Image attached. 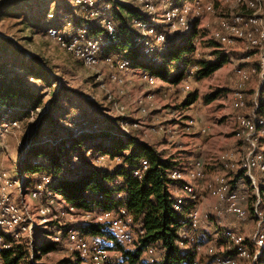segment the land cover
Here are the masks:
<instances>
[{"label": "rangeland", "instance_id": "1", "mask_svg": "<svg viewBox=\"0 0 264 264\" xmlns=\"http://www.w3.org/2000/svg\"><path fill=\"white\" fill-rule=\"evenodd\" d=\"M114 1L129 7L138 6L147 18L149 17L140 3H135L130 0ZM197 1L200 4H211L213 11L212 13H203L197 19L194 31L192 32V43L197 51L195 58H207L210 53L220 51V54L228 55V61L207 78H190V75L184 77V83L189 86L187 92L189 93V104L186 105L182 104V102L185 103V101H187V97L185 98L186 94L182 91V87L184 86L183 83L172 85L174 92H169V96L165 95L167 98H155V90H161L165 86L158 85L160 81H156L153 85L149 86L143 81L141 75L145 72L141 70V65L137 63V61H140L139 56L132 57L134 63H132L131 60L130 65L125 71H118L114 65V68L112 66L108 67L101 61L96 66L89 67L85 66L79 59L73 57L59 47L55 39L50 38L47 35V30L49 29L58 30L60 33L72 34L74 32V19L84 22L83 25L78 26L80 29L89 28L87 25L89 23H93L101 28L106 22V19H112L111 14H108L112 9L111 6L110 8L106 5L101 6L107 11V14H103L101 16L102 18L94 15L93 20L88 22V19L86 18L90 13L88 12L87 14L81 9L76 8L72 0H26L25 3H23L22 0H0V66L4 69L2 76L7 77L8 81H11L15 75L24 76V71L26 70L25 66L28 65L27 59L30 57L35 58V64L38 62L48 70V73H50L48 78L47 74L44 72L43 79L45 80H40L39 83H37L38 80L31 75L27 76L26 82L29 83L28 88L31 89V93H34L37 96H35L31 103L23 100L10 102L11 105L16 108L27 109L25 113L20 115V118H18L17 121L11 120L9 118L10 115L3 113L7 110L4 108L0 109V176L5 174L6 177L5 179H0V195L6 194V179L12 181L18 179V176L20 177V175L24 178L23 173L21 174L20 171H17V163L24 152L25 143L28 142V147H30L32 140L36 139L33 136L37 135L39 132V135L36 136V140H41L43 142L47 139L46 142H48L52 138L58 139V137L63 135L67 130V124L62 121L60 116H63L64 113L69 115L74 114L79 105L88 107V104L83 103L84 101H90V103L95 105L93 109H97L99 113L106 117L113 119L121 118L120 129L123 134H136L141 141L154 146L160 151H164V157H173L177 159L182 157L186 159V155H191V152L187 153L184 151H186V149L187 151H190L196 144H200L203 147L202 149L203 151H206L207 158H211L210 161L215 160V162H218L221 155L228 153L232 155L235 154L233 161L236 164L241 158L246 157L248 146L234 137L233 129L236 125L237 115L247 116L250 114L254 98L257 100L255 97V91L257 90L258 92L259 89L260 91L264 90V85L261 86V83L264 81V67L259 69L257 66V56L241 42L233 41L231 44L222 43L219 47L216 45L215 41L222 42L219 39L215 40V35L220 33L216 21L218 18L227 15V13L234 7L235 0ZM178 3L189 4V0H180ZM10 4H15L16 7L8 9L7 7ZM43 5H45L44 7H46L47 10V21L45 20L41 22L38 28L27 27L33 20L32 18H27L23 15L30 12L32 13L37 6L40 7ZM168 6H170V4L165 3L164 1L156 3L155 17L160 19L162 14L169 9ZM53 25L59 27L49 28ZM132 27L135 29L136 33H141L136 24L134 25L133 21ZM177 32L186 33L184 29L181 30L174 27L168 34H171L170 39H172V43L177 42L176 40L178 38H176L175 34ZM96 37L95 40L97 43L104 40V35L102 33L97 34ZM114 45L109 46L108 51H110L111 47ZM149 46L151 48L156 47L155 44H149ZM141 53L146 60H151L149 54H145L143 50H141ZM110 55L114 60L127 56L126 51L122 48H114L112 52L110 51ZM240 58H245V61L239 62L238 60ZM20 63H25L26 65H21ZM236 66L257 69L256 74L252 75L249 82L240 89L244 96L245 103L244 107L238 111H235L232 108L230 102V93L238 90L237 78L233 74V70ZM37 68L38 66H33L29 68V70L38 73ZM128 70H132V72H129ZM113 73L117 75L120 81L118 79L115 81L111 80V75ZM127 74H129L130 77H126ZM189 74H192V70ZM137 82H140L141 86L138 85ZM142 87L145 89L144 93H142ZM55 93L58 94V107L55 111H50V117L48 115L47 121L42 122L41 120L40 122L39 119L41 114L46 113L48 102ZM148 93H150L152 97H150L149 100L144 99V95ZM210 96L213 97L211 98L212 100L209 103H206L205 99ZM65 99H67V101L69 100L67 102L68 104L63 102ZM81 99L82 101H80ZM164 99L169 100L168 103L170 105L163 102ZM154 102L155 105L161 109L168 108L172 110L169 115L173 121L170 122V124H173V128H179L178 130L175 129L177 132L170 134V132L162 130V132L165 133L164 137L162 135L163 133L158 131V128L160 127L159 122L156 121L151 123L148 121L147 124H144L143 119H146L149 116L150 112L148 111L153 109ZM154 110L157 112L158 108ZM7 112L10 113L11 111ZM257 114L263 121V129H260V131L258 130L255 135L257 143L256 153L259 152L264 154V112L262 114L260 109ZM185 117L187 119L186 121L191 120L192 124H186L185 121L182 133L181 128L177 127L174 123L185 120ZM194 119H196L198 125L201 127V133H203V135H201L202 138L198 139V135L194 132L196 135L188 137L191 138L190 141L187 143L185 142V146L182 145L184 147H181V143L184 142L186 134L190 133L195 125ZM167 120H169V118ZM124 121L130 124L128 128H122V123H124ZM133 125L135 126L133 127ZM170 131L173 130L170 129ZM231 132L235 142L232 147H229V145L226 147L225 145H227L226 143H228L230 139ZM42 136L44 137L40 139ZM189 145L191 146L188 147ZM163 146H165V150H161ZM191 157V159H193L192 162H195L194 156ZM102 165L109 169V160L103 161ZM218 171L220 172L213 176H211L213 173L210 171H206V173L203 171L202 182L210 183L216 176H226V172H224L221 167ZM260 179L261 178L258 175H255L254 186H247L244 179L242 184L240 183L238 186V188L241 189L240 193L246 195V198H244L245 201L240 200L239 202L240 207L245 213L243 220H237L232 216H224L225 219H223V223L222 220L220 222V225L224 227L232 225L235 231L240 233L244 239L251 238L253 236L252 234L257 229V226L258 229H263L262 233L264 232V196L260 197L259 193H256L259 189ZM191 184L194 188H197L196 182H192ZM10 190H14L15 193H7L6 195H8L9 199L14 201V204L17 202V204H15L16 206L22 205L21 203L23 202L21 200H23V204H26V207H28L30 217L33 220L34 226L32 228L31 239L23 236L20 243L25 244L27 239L35 243V250L37 252V259L34 260L35 264H60V262L69 260L70 258L71 261L79 263L74 254L73 245L67 242L66 237H63L61 241L57 243V246H52V248L45 254L41 253V248L51 243L52 237L58 230H61L64 225H72L78 229V231H83L82 234L84 237L102 238L99 241L104 246L113 244L115 247V241L112 240L108 234L105 233L100 237L93 236L83 228V225L87 224L97 225L102 227L103 231L108 232V227L105 222L92 223L71 220L66 224L60 223V217L62 215H68L71 213L66 210L64 204L60 202V198L55 195L45 197L43 194L37 196V198H32L31 193L33 190L22 188V191H19L18 185L16 188ZM248 196H255L252 208L255 206L257 208V213L260 214L257 216L252 212L253 219L252 217L247 216L248 205L251 204L250 198L247 204ZM206 198L208 197L205 196V200ZM261 200L262 204H260ZM53 201L54 207H52ZM50 202H52L50 215L46 217V222L43 224L40 222L38 207L46 205L50 206ZM259 204L263 206L261 211L259 209ZM209 205V201H204L203 206L205 207V210L211 211L215 206V204L212 206ZM93 215L99 216L98 213L94 212ZM57 222H59L60 225ZM57 235H61V232L59 234L57 233ZM214 242L216 241L212 240V243ZM124 248L127 249L129 246H124ZM108 249L112 253L115 252L118 254L116 248L111 247ZM142 259L144 260V256ZM111 261L115 264H121L116 258L111 259ZM242 264L252 263L244 262Z\"/></svg>", "mask_w": 264, "mask_h": 264}, {"label": "trees", "instance_id": "2", "mask_svg": "<svg viewBox=\"0 0 264 264\" xmlns=\"http://www.w3.org/2000/svg\"><path fill=\"white\" fill-rule=\"evenodd\" d=\"M105 1L112 7L111 22L117 38L116 44L109 50L112 52L114 48H122L127 55L123 57L130 63L131 60L134 63L132 57L139 56L140 61L137 63L141 65V70L158 79L160 81L158 85L180 83L185 85L183 79L186 75L196 79L207 78L228 61V55L220 54V51L210 53L207 58H195L197 51L192 43V32L175 33L178 39L176 43H172L171 34L168 35L171 31L169 26L158 28V31L164 34L165 40L149 54L151 60H146L141 53V50L144 51L143 44L134 45L138 34L132 27V21L145 20L147 16L138 6L129 7L114 0ZM22 2L25 3L26 0ZM178 2L180 0H173L172 5H178ZM44 6H37L32 13L23 15L33 20L27 27L38 28L41 22L47 21L48 14ZM15 7V4H10L7 8ZM83 24V21L74 19L73 27L78 28ZM87 25L89 26L88 37H96L97 34L104 33L103 29L93 23ZM58 27L53 25L49 28ZM216 45L220 46L218 43ZM27 60L28 65L24 63L26 65L25 75H15L11 81L2 76L4 69L0 66V109L11 111L3 113L10 115L9 118L14 121H17L27 109L16 108L10 102L23 100L31 103L37 96L28 88L27 76L31 75L38 80L37 83L45 80L43 79L44 72L48 78L50 76L47 69L38 62L35 64V58L30 57ZM33 66H38V73L29 70ZM257 66L261 69L259 63ZM254 69L256 74L257 69ZM191 70L192 74H189ZM187 92H185L187 101L182 102L186 105L189 104V93ZM57 97V93L52 96L46 113L41 114L40 122L41 120L42 122L47 121L50 111L56 110ZM211 98L213 97L206 98V103H209ZM68 101L65 99L63 102ZM83 103L88 104V107L79 105L74 114L64 113L60 116L67 124V130L58 139L49 140V138L48 142H46L47 139L42 142L36 140L40 132L33 136L36 139H33L31 146L24 150L17 163V171L24 175L25 189L33 190L36 185H40L36 184L37 182L45 180L44 189L47 193L60 198V202L67 208L79 212L99 214L102 211H113L123 207L127 215L131 217L133 224L136 227L139 226L142 232L141 235L136 236V241L130 245L132 247L129 246L126 249L116 243L112 235L103 231L100 226L83 225L86 232H90L91 235L100 237L106 233L115 241V247L111 244L105 248L108 251H110L108 248H116L118 251L116 259L121 264H147L142 257L150 245H157L163 250L161 259L156 264L179 263L188 259L178 250V243L183 242L178 234V223L183 215L174 208V198L170 189L171 185L177 183L168 179L172 171L180 168L177 162L173 157H164V151H157V148L141 141L136 134H123L120 129L121 118L106 117L97 109L94 110L95 105L90 101ZM259 106L263 114L264 100L259 101ZM186 120L185 117L183 121ZM105 160H109V169L102 165ZM141 161L146 163L144 171H141ZM135 171H138L137 176H133ZM244 180L248 186V180ZM230 184L232 185V182ZM258 191L260 197H263L264 179ZM249 198L251 204L248 205L247 216L253 219L252 204L255 196H248L247 204ZM260 204L261 211L263 206ZM58 232L63 235V227ZM0 239L2 242L0 244V264H35L34 260L37 259L35 243L32 242L31 245L27 242L20 243L22 239L13 240L1 230ZM218 242L221 243L220 241L214 243ZM52 246H57V244L49 243L41 248V253L45 254ZM31 255L32 259H30ZM60 264H72L71 258ZM256 264H264V250Z\"/></svg>", "mask_w": 264, "mask_h": 264}, {"label": "bare ground", "instance_id": "3", "mask_svg": "<svg viewBox=\"0 0 264 264\" xmlns=\"http://www.w3.org/2000/svg\"><path fill=\"white\" fill-rule=\"evenodd\" d=\"M76 8L82 11L95 13L99 18L107 11L101 6H108L110 4L105 0H72ZM135 3H140L146 14L149 16L143 21H133L141 33H138V37L134 40V45L143 44L144 53L151 54L155 48H151L149 44H155L156 46L163 43L165 40L164 34L158 31L159 27L169 26L172 31L174 27L181 30L184 29L186 33L193 32L197 19L203 13H212L213 7L209 3L200 4L197 0H192L189 4H178L172 5L173 0H130ZM164 1L169 3L168 10L164 12L160 19L155 17L156 15V3ZM111 14L108 12V14ZM229 15V16H228ZM88 16V15H87ZM182 22V24H181ZM219 27V34L215 35V40L219 39L222 42H217L220 46L222 43L231 44L233 41H238L245 44L248 49L254 52L257 56L258 63L261 68L264 67V0H235L234 7L227 13L226 16L218 18L216 21ZM104 30V40L97 43L95 40L97 37H88V28H74L72 34L60 33L58 30H47V35L50 38L55 39L59 47L71 54L73 57L79 59L85 66L93 67L96 66L100 61L108 67H114L118 71H125L130 65V62L124 58L114 60L110 51L109 46L116 44L117 38L115 35V29L111 22V19H106V22L101 27ZM79 40L81 41V48H79ZM248 58V57H245ZM245 58H240L239 62H244ZM263 58V60H262ZM242 64V63H241ZM113 67V68H114ZM233 74L237 78V91L230 93L231 106L235 111H238L244 107L245 99L240 91L250 80L251 76L255 74V69L252 67L244 68L236 66L233 70ZM264 74V70H263ZM143 81L147 85H153L158 79L153 78L148 73L141 75ZM119 80L117 75L113 73L111 80ZM120 81V80H119ZM264 85V81L261 86ZM182 91L186 92L189 90L188 85L182 87ZM152 95L150 93L144 95V99H150ZM257 100L253 101L252 110L253 116L250 112L247 116H236V125L234 130V137L239 141H242L248 146L249 136L251 135V147L255 148L251 155H248V162H252L253 174H250V168L246 163V157L241 158L236 164L233 161L235 154H224L218 159L219 166L226 172L224 177H214L209 183L204 182L203 189L200 193L198 188L192 186V182H200L203 180V165L199 161L189 162L184 167H180L178 170L172 171L168 179L172 182L177 183L171 185V194L174 198V208L182 212V219L178 223V234L179 238L183 241L178 243V250L180 253L185 254L188 259H185L179 263L172 264H242L244 262H253L260 258L264 250V232L263 229L259 228L260 238L253 235L249 239H244L240 233L235 231L232 225L222 227L218 233V239L221 243L216 245L208 239V236L203 233L201 227L205 223L214 225V221H219L223 217L221 209L224 202V198H227V192L232 189V192H239V202L245 201V194L240 193L241 189L238 188L240 183L242 184L243 179H247L248 186H254L255 175H258L261 179L259 184L264 179V154L256 153L257 143L255 135L258 130L262 128L263 121L257 114L259 109V101L264 100V90L260 89L255 95ZM254 117V120H253ZM186 124H192V121H186ZM130 124L126 121L122 123V128H128ZM135 125H133L134 127ZM188 127V125H187ZM232 153V152H231ZM184 165V164H183ZM141 171L146 169V163L141 161ZM22 174V173H21ZM138 171L133 172V176H137ZM5 179V174L0 176V179ZM235 181V182H234ZM42 184L36 185L33 189L31 196L37 198L43 194L46 196H53L51 193H47L44 189L46 181H41ZM232 182V185L230 184ZM6 188L9 190L16 188L18 185L19 191L25 188L24 178L20 175L18 179L8 180L6 179ZM259 191H256V193ZM43 196V197H44ZM205 196L212 197L217 202V206L213 207L211 211L200 210V204L202 205ZM23 203L24 201L21 200ZM16 206L14 201L10 200L8 195H0V230L6 235L10 236L13 240H21L23 236L31 239V233L33 228V220L30 217L28 207L26 204ZM50 206L38 207V214L40 215V222L45 224L46 217L50 215ZM69 212H75L72 208H67ZM241 220L244 218V210L240 207ZM253 214L257 216L256 207L253 206ZM85 215H93V212H83ZM99 216L105 215H117L123 216L122 226L127 230L128 242L124 240V236L121 235L117 230L108 227V232L116 243L121 246H130L136 241V236L141 235L142 232L139 226L133 224V221L129 215L125 212L123 207H119L113 211H102L98 214ZM59 225L60 223L57 222ZM63 235H57L52 237V243H59L63 237L67 238V242L73 245L74 254L77 257L79 263L72 261V264H83L86 262V254L84 249V239L94 240L98 239L95 237H84L83 231H78L72 225H64ZM59 234V232H58ZM84 237V238H83ZM195 237V238H194ZM194 238V239H193ZM27 239L28 245H31V240ZM0 239V244H1ZM129 243V244H128ZM6 248V246H3ZM95 248H99L101 251H108L99 240H95ZM163 250L157 245H150L145 250L143 256L147 264H156L160 261ZM197 253V257H196ZM32 259V255L30 256ZM98 264H115L110 260L102 261Z\"/></svg>", "mask_w": 264, "mask_h": 264}, {"label": "crops", "instance_id": "4", "mask_svg": "<svg viewBox=\"0 0 264 264\" xmlns=\"http://www.w3.org/2000/svg\"><path fill=\"white\" fill-rule=\"evenodd\" d=\"M135 76V75H134ZM126 77H130V75L129 74H127L126 75ZM138 83V82H137ZM138 85H140L141 86V84H140V82L138 83ZM160 86H165L163 89H161V90H155V98H167L166 96H169V92H174V89H172V85H165V84H160ZM159 87V86H158ZM144 87H142V93H144ZM165 92H164V91ZM142 93H140V94H142ZM166 95V96H165ZM168 101L169 100H165L164 99V101L163 102H166L168 105H170L169 103H168ZM156 108H158V111L157 112H155V110L154 109H156ZM171 111L172 110H170V109H161V108H159L158 106H156L155 105V102H154V104H153V109L150 111H148V112H150V114H149V116L146 118V119H143L144 120V124H147L148 123V121H150L151 123H154V122H159L160 123V127L158 128V131H161L162 132V130H165L166 132H170V134H174L175 132H177V131H175V129H179V128H173L174 126H173V124H170V122H172L173 120L170 118V113H171ZM152 112H154V113H152ZM169 118V120H167ZM193 118V117H192ZM171 119V120H170ZM167 120V121H166ZM195 120V125H194V127L191 129V131H190V133H188V134H186V136H185V139H184V142L183 143H181V147H184L185 145L184 144H186L188 141H190V139L191 138H188V137H190V136H195L196 134L198 135V139H201L202 138V136L201 135H203V133H201V127L198 125V123H197V121H196V119H194ZM184 121H180V122H176V123H174L177 127H180L181 128V130H182V133H183V126H184V123H183ZM202 125V124H201ZM203 126V125H202ZM170 129H172L173 131H170ZM194 132L196 133V134H194ZM163 133V132H162ZM165 133H163L162 135L165 137V135H164ZM231 134V136H230V139H229V141H228V143H226L227 145H225L226 147L229 145V147L231 146L232 147V145H234V139H233V135H232V132L230 133ZM186 142V143H185ZM238 143V142H237ZM182 145H184V146H182ZM191 145H189L188 147H190ZM203 147L199 144H196V145H194V147H192V149L191 150H194V151H187V149H186V151H184V152H187V153H189V152H191V155H188L187 153V158L186 159H184V158H174V161L175 162H177V164H178V167H184L187 163H189V162H192V160L193 159H191L192 157L191 156H194V159H195V161H199V162H201L202 163V165H203V168H204V171H205V173H206V171H210L211 173H213L211 176H213L214 174H217V173H219L220 171H218L219 169H220V166H218V162L216 161L215 162V160L214 161H210L211 160V158H207V155H206V151H203V149H202ZM238 148H239V146H238ZM165 150V146H163L162 147V149L161 150ZM179 150V149H178ZM157 151H159L160 152V150L159 149H157ZM184 164V165H183ZM214 172H216V173H214ZM196 185H197V188L199 189V191H200V193H202V189H203V186H204V182H202V181H200V182H197L196 183ZM208 197V196H207ZM204 201H209V204L212 206L213 204H215V206L214 207H216L217 206V202L215 201V199H213L212 197H208V198H206V200L204 199L203 200V202H202V205L200 204V210L201 211H203V210H205V207L203 206V204H204ZM209 205V206H210ZM213 209V208H212ZM224 219H225V217H224ZM221 220H222V223H223V217L220 219V222H221ZM220 222L219 221H214V225L213 224H210V223H205L202 227H201V230L203 231V233L204 234H206L207 236H208V239L210 240V241H212V240H214V241H220L219 239H218V233H219V231L221 230V228L222 227H224V226H221L220 225ZM224 228H226V226L224 227ZM219 243V242H218ZM218 243H215L216 245H218Z\"/></svg>", "mask_w": 264, "mask_h": 264}, {"label": "built area", "instance_id": "5", "mask_svg": "<svg viewBox=\"0 0 264 264\" xmlns=\"http://www.w3.org/2000/svg\"><path fill=\"white\" fill-rule=\"evenodd\" d=\"M94 15L95 13H92V11H90V15H88V17L86 18L88 19V22L93 20ZM79 48H81L80 40H79ZM263 56H264V52H263ZM128 71L132 72V70H128ZM255 95H257V90L255 91ZM254 102H255V98H254ZM251 114L253 116V110ZM253 120H254V117H253ZM254 150L255 148L251 147V135H250L249 140H248V147L246 150V163L250 168V174H253V169H252V162H248V155H251ZM36 184H42V182H37ZM5 193L7 194V193H15V192L14 190H9V187H7V189H5ZM239 198H240L239 192H232V189L228 190L227 198H224V202H223L222 209H221V212L222 214H224V216H227V217L232 216L235 219L241 221V212L239 209ZM15 204H17V202H15ZM52 207H54V201H53ZM122 218L123 216H117V215H105V216L85 215V213H79V211L76 210L75 212L69 213L68 215H62L60 217V223L66 224L68 221H71V220H80V221H86V222H92V223L105 222V224H107V227L117 230L119 233H121L122 236H124V240L128 242L127 230L125 227L122 226ZM252 235L258 236V239L260 238V232L258 230V226ZM101 239L102 238H98L94 240L84 239L86 262H83V264H98L99 262L108 261L110 259L117 257V253L115 252L112 253L111 251H101L99 248H95V240H101ZM196 257H197V253H196ZM251 263L255 264L253 262ZM216 264H220V263H216Z\"/></svg>", "mask_w": 264, "mask_h": 264}, {"label": "water", "instance_id": "6", "mask_svg": "<svg viewBox=\"0 0 264 264\" xmlns=\"http://www.w3.org/2000/svg\"><path fill=\"white\" fill-rule=\"evenodd\" d=\"M30 140H31V139H30ZM29 142H30V141H29ZM27 143H28V142H27ZM27 143H25V145H24V146H25V149L28 148V144H27ZM25 149H24V150H25Z\"/></svg>", "mask_w": 264, "mask_h": 264}]
</instances>
